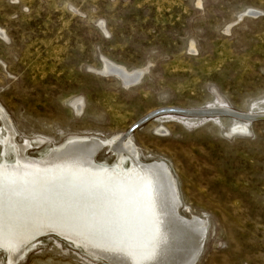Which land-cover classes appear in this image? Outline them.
<instances>
[{"label":"rangeland","instance_id":"1","mask_svg":"<svg viewBox=\"0 0 264 264\" xmlns=\"http://www.w3.org/2000/svg\"><path fill=\"white\" fill-rule=\"evenodd\" d=\"M0 30V126L38 143L28 157L70 136L130 137L206 225L194 264H264V0H0ZM37 240L15 264H105Z\"/></svg>","mask_w":264,"mask_h":264},{"label":"bare ground","instance_id":"2","mask_svg":"<svg viewBox=\"0 0 264 264\" xmlns=\"http://www.w3.org/2000/svg\"><path fill=\"white\" fill-rule=\"evenodd\" d=\"M104 70L126 86L142 74L110 62ZM1 123L0 250L7 264L51 234L105 264L196 262L206 225L181 214L168 163L142 162L130 137L70 136L32 158L26 153L38 143L18 144L11 122ZM104 149L114 155L112 165L96 161Z\"/></svg>","mask_w":264,"mask_h":264},{"label":"water","instance_id":"3","mask_svg":"<svg viewBox=\"0 0 264 264\" xmlns=\"http://www.w3.org/2000/svg\"><path fill=\"white\" fill-rule=\"evenodd\" d=\"M158 114V113H155ZM152 115H148L146 117H144L142 120L138 121L137 123L133 124V126H131V128L127 131L128 133H131V131H133L135 128H137L140 124H142L143 122H145L146 120H148L149 118H151ZM238 117L243 118V119H247L249 120V116H241L238 115ZM253 117H251L252 119Z\"/></svg>","mask_w":264,"mask_h":264},{"label":"snow or ice","instance_id":"4","mask_svg":"<svg viewBox=\"0 0 264 264\" xmlns=\"http://www.w3.org/2000/svg\"><path fill=\"white\" fill-rule=\"evenodd\" d=\"M0 31H2V30H0Z\"/></svg>","mask_w":264,"mask_h":264}]
</instances>
